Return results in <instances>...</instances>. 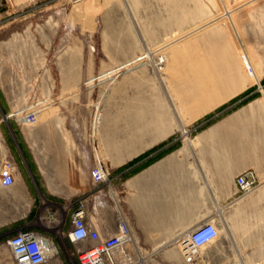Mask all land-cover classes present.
<instances>
[{
    "label": "rangeland",
    "instance_id": "1",
    "mask_svg": "<svg viewBox=\"0 0 264 264\" xmlns=\"http://www.w3.org/2000/svg\"><path fill=\"white\" fill-rule=\"evenodd\" d=\"M26 29L25 36L36 39L34 46L0 44V67L6 69L2 76L12 63L38 61V68L55 80L51 99L43 103L51 107L38 114L35 124H27L23 135L15 118L5 117L0 89V166L10 157L21 160L24 151L17 149L15 139L40 164L42 145L53 144L46 138L60 132L42 128L53 121L63 123L67 130L61 138L74 147L73 124L83 135L94 127L99 154L111 138L117 139L115 145L130 146L160 140L142 156L170 142L164 150H172V132L196 145L198 132L239 110L247 115L249 108L253 114L257 108L258 120L264 121V0H0V41ZM108 49L121 56L123 65H100ZM65 63L74 74L67 87L62 80ZM192 76L205 80L189 81ZM45 94L41 89L40 96ZM180 124L187 126L178 131ZM213 148L229 158L236 150L247 157L251 147ZM257 148L264 159V147ZM33 165V179L26 184L23 166L15 185L0 184V264H12L6 246L12 234L48 225L41 206L44 180ZM251 170L255 187L250 192L260 185ZM164 179L160 176L157 184ZM20 182L22 187L16 188ZM59 218L61 231L52 232L59 254L46 264H80L65 236L69 218L66 213ZM244 260L264 264V258ZM230 262L241 264L237 257Z\"/></svg>",
    "mask_w": 264,
    "mask_h": 264
},
{
    "label": "crops",
    "instance_id": "2",
    "mask_svg": "<svg viewBox=\"0 0 264 264\" xmlns=\"http://www.w3.org/2000/svg\"><path fill=\"white\" fill-rule=\"evenodd\" d=\"M27 30L12 32V36L0 41V44L4 48L20 47L24 43L34 46L36 39L25 36ZM121 59L108 49L100 65H123ZM37 64L38 61L32 59L20 60L6 66L9 74L5 76L2 75L6 69L0 67V89L6 115L23 107L39 106L51 99L49 89L54 79ZM188 80L205 79L192 76ZM41 89L48 93L46 97L40 96ZM48 105L43 104L40 112L51 107ZM256 110L253 114L249 108L247 115L246 111L239 110L227 119L211 123L198 132L196 145L185 142L181 132L175 136L172 132V150H164L171 145L170 142L145 156L142 155L155 148L160 140L130 146L115 145L112 142L117 139L111 138L106 140L105 150L100 149L99 154V143L93 133L95 128H88V134L83 135L77 124L71 128L76 147L68 139L61 138L64 135L62 131L67 130L63 123L53 121L44 124L43 129L60 132L51 140L46 138L53 144L42 145L40 164L34 155L32 158L27 155L21 140L15 139L17 149L24 151L21 160L13 157L16 177L22 174L23 166L28 175L22 174L24 183H27V178L33 179L34 162L44 180L41 187L45 197L41 206L45 209L48 225L44 229L31 225L27 229L39 230L54 239L52 232L61 231L60 215L66 213L69 218L68 230L70 216L84 204L85 220L102 237L116 232L120 218L128 221L132 240L115 252L116 264H191L185 260L181 242L196 225L215 218L218 237L215 243L200 249V264H230L234 257L241 264H248L244 259L264 258V159L261 158L262 150L257 148L264 147V121L258 120ZM15 120L24 135L27 123ZM186 126L180 124L177 130L181 131ZM226 145L251 148L247 157L242 155L241 150H236L229 158L224 156L223 151L212 149L213 146ZM70 147L71 151L68 150ZM219 153L223 155L218 156ZM99 159L103 161L109 178L101 183L95 182L90 174L91 167ZM251 169L255 171L260 185L248 194L237 196L236 177ZM160 176L165 177L163 184H157ZM21 187L22 182L16 188ZM88 244L80 242L74 245L75 254L77 248Z\"/></svg>",
    "mask_w": 264,
    "mask_h": 264
},
{
    "label": "built area",
    "instance_id": "3",
    "mask_svg": "<svg viewBox=\"0 0 264 264\" xmlns=\"http://www.w3.org/2000/svg\"><path fill=\"white\" fill-rule=\"evenodd\" d=\"M28 42V41H27ZM25 46L30 44L25 43ZM30 47V46H29ZM40 107L32 105L19 109L8 115L22 123L35 124L38 120ZM94 137V135H92ZM95 182L109 180L106 168L101 159L97 160L90 169ZM16 181V163L13 157L3 161L0 166V184L10 187ZM236 184L241 195L249 193L255 186V174L246 170L236 177ZM84 204L70 216V225L65 236L74 244L88 242L85 247L77 248L76 256L80 264H116L115 252L125 243L132 240V233L128 221L123 217L118 220L116 232L109 237H102L96 228L90 226L83 215ZM218 237V227L214 219L196 225L181 242V250L185 260L191 264H199V251L202 247L213 244ZM52 237L35 229H21L6 240L12 264H46L55 256L47 247L54 244ZM56 244V243H55Z\"/></svg>",
    "mask_w": 264,
    "mask_h": 264
},
{
    "label": "bare ground",
    "instance_id": "4",
    "mask_svg": "<svg viewBox=\"0 0 264 264\" xmlns=\"http://www.w3.org/2000/svg\"><path fill=\"white\" fill-rule=\"evenodd\" d=\"M62 59H61V61H62ZM65 64H67V63H65ZM62 65H63V63H62ZM70 67H71V65H70ZM70 67H69L68 64L66 66H62L63 81H64L66 87L69 86V84L74 79V74L72 72H70V70H69ZM66 87H65V89H66ZM5 117L8 118V115H6ZM6 188H8V187H6ZM47 249H48V251H50V253H53L54 256H56L58 251H59V248H58V246L55 243L54 244H50V247H47Z\"/></svg>",
    "mask_w": 264,
    "mask_h": 264
}]
</instances>
